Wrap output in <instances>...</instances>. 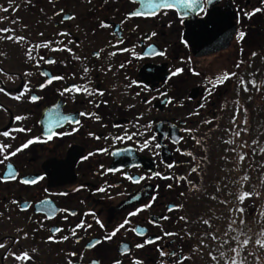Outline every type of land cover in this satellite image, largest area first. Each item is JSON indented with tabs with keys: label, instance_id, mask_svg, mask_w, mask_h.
<instances>
[{
	"label": "flooded vegetation",
	"instance_id": "flooded-vegetation-1",
	"mask_svg": "<svg viewBox=\"0 0 264 264\" xmlns=\"http://www.w3.org/2000/svg\"><path fill=\"white\" fill-rule=\"evenodd\" d=\"M230 3L234 7V14L237 5L247 11L262 6L259 0H220L217 6ZM8 4L9 0H0V6L8 7ZM135 7L136 5L130 3V0H107V3L105 0H91L90 3L89 0H54V3H49V0H12V8L8 12L0 11V28H12L15 35H23L32 43L47 39H64L66 43L67 39H72L76 43L70 47L76 55L82 58L81 61H72L71 56L66 52L51 53L46 49H41V55L45 58L54 56L57 63L41 64V69H36L31 64L25 63L23 48L9 41L0 40V52L7 53L6 57H0V69H3L0 73V87L15 90L22 84V80L16 77L21 76L26 70L32 71L33 76L25 79L31 81L36 94L44 97L37 104H30L27 100L17 102L0 93V105L9 109L8 112L0 110V130L13 126L11 115L17 114L26 115L28 119L22 122V126L32 129L30 133L16 134L17 138L14 141H7L2 137L0 141L11 142L13 147H16L25 139L42 134L41 121L45 125L54 124L57 119L64 116H71L81 121L79 131L72 136L54 137L46 144L31 145L11 160L20 176L25 177H35L52 172L53 164L59 165L60 167L51 178L46 176L44 181L34 186H25L17 182L0 183V214H2L0 215V241L7 242L12 251L28 250L33 259L25 264H67L69 259L73 260V264H90L92 260H99L100 264H112L114 259L122 260L123 264H130L131 257L142 259L144 264H159L160 257L155 251V245L136 249L135 244L148 237L162 234L160 227L149 223L150 218L159 219L162 215L169 216V220L160 221L163 229L179 233L178 237H165L158 241L166 252L175 250L184 256L191 255L192 258L184 261V264H213L202 256L201 250L191 252V249L198 246L199 238L207 232L200 225L201 218H204V211L198 207L197 195L206 190L201 186L204 181L210 183L213 188L215 181L219 180L216 175H219L220 171H215L214 168L215 160L219 156L223 157L226 162L227 169L224 172V178L230 183L228 188L234 190L233 184L240 183L239 176L236 177L237 170H235L238 164V154H245V152L238 146L226 142L222 148H217L213 143L216 139L230 140L231 116L225 108L231 97V79L218 86L213 94L208 96L205 90L208 78L219 76L222 73L215 71L214 66L208 63L205 65L203 60L236 48L239 49V56H243L242 58L248 57V53L256 52L260 56L261 64L264 56V52L262 53L264 49V11L257 13L250 20L241 16L239 23L234 18L236 33L246 32L244 40L238 42L240 47L237 48L238 43L236 44L237 40L234 38L232 45L226 50L197 57L192 54L189 46L181 43L184 24H180L171 12L168 15L148 19L133 18L121 24L124 15ZM60 8L64 9L65 14H74L76 18L72 21H65L63 24L59 23L61 16H54L53 13ZM100 21L110 24L111 27L100 29L98 27ZM59 31H67L71 33V36L57 37L56 33ZM153 32L156 35L150 40L147 39V36ZM40 33L43 35L41 36ZM121 37L124 43L118 47H134L135 52L142 56L141 59L134 58L129 52H117L112 57L107 55L109 51L114 50L108 47L109 42L116 43ZM152 44L155 45L157 51L166 50V56H143V53L148 51V45ZM100 48H104L105 51L101 54V58L97 59L92 53ZM84 57L87 59H83ZM189 58H191L190 62ZM61 59L65 60L67 66L59 62ZM127 60H131V64H127ZM122 63H125L124 68L119 67ZM244 63L245 61L240 63L239 78H243L247 84L248 72L253 71V66ZM109 64L112 66L111 70L106 71ZM84 66L89 67L90 72L87 77L81 79ZM177 67L184 68V72L168 80L170 71H174ZM189 69H194L200 75H193ZM41 70L53 75H64L66 80L54 82V85L40 91L36 86L45 79L40 75ZM227 71L229 72L228 69ZM8 76H12L13 79L9 80ZM131 80L148 84L152 91H141L136 86L127 88L126 85ZM253 80L260 85L261 90L255 91L258 99L264 104V84H261L264 81L263 68H257L253 74ZM67 84L87 85L92 90L99 88L103 90L104 95L88 97L77 94L73 102L70 98L58 95L57 88H62ZM238 88L239 92L243 90L239 81ZM136 92H140V95L137 96ZM161 93H166V95ZM202 97H207V99H202ZM145 98L150 100V103H144ZM169 98L171 103L168 102ZM90 99L94 100V103H88ZM243 101L245 102V99ZM201 103L205 105L204 108H198ZM96 104L99 106L97 107ZM261 107L262 105L256 108L257 112H261ZM222 109L224 110L222 127L215 128V118L220 116ZM194 111H198L199 115L190 117L189 113ZM80 112H95L101 119L97 121L93 118L80 117ZM137 116L142 117L141 124L148 121L153 123V131L162 145L158 158H154L147 151L139 152L132 141L126 144L120 142L113 144L111 140L103 139L105 136L120 134L122 129H127L129 132L135 131L133 125L136 123ZM205 119L212 120L213 123L205 125L202 123ZM114 125L120 127H114ZM72 127L77 126L65 123L63 128L56 130L69 131ZM184 128H191L194 131L188 134L182 131ZM219 131L223 132V136L219 135ZM89 132L95 133L101 139H94L88 135ZM166 133L177 137L183 136L184 139L180 144L172 145L170 141L164 139ZM192 136L199 139L201 144L197 145L191 138ZM176 147L191 151L197 158L196 161H191L190 157L177 153ZM99 148H109L110 152L125 148H130L131 151L127 153L122 151L120 155L112 156L97 152ZM232 148L236 151H231ZM90 152L95 154L86 160L81 159L83 156H88ZM161 160L176 161L177 165L169 170L163 163H160ZM198 162L200 164L198 171L190 173V167ZM135 164L141 167H132ZM230 165L236 166L235 174L233 170H230ZM240 165L239 163V168ZM111 167L123 168L134 176L142 175L149 169L161 171L165 175L174 173L177 176H187L188 180H191L200 191L192 190L187 181L176 183L175 180L153 179L141 184H132L123 179L118 172L101 174L104 169ZM0 171H3V166H0ZM241 171L244 172L242 167ZM170 183L173 184L172 189L166 187ZM107 184H115L117 187L108 189L106 193L95 191L99 187H106ZM157 184L159 185L157 202L150 209L132 217L130 225L125 226L126 229L138 226L145 231V236H137L132 231L121 229L112 240L105 241L92 249L85 247L90 241H103V237L121 223L129 211L147 202ZM81 185L84 187L81 188ZM45 188L53 194L63 192L67 195L47 196L44 192ZM76 188L80 190L73 191ZM181 192L185 195L181 196ZM46 196L51 204L44 207L42 213L35 212L34 207L40 206L38 202ZM137 196L138 200L133 199ZM13 200L21 203L27 201L33 205V208L20 212L18 207L12 203ZM172 204H182L183 208L169 213L166 208ZM56 209L72 210L77 215H69L65 220L63 217L67 213L57 212L53 219L46 220L45 215H53ZM92 210L105 224V229H100L91 216L84 217V213ZM181 215L188 218L187 224L179 220ZM81 218L91 223L93 227L87 232L82 229L77 230V235L81 237L79 243H76L74 238L60 244L45 243L50 235V229L55 227L64 229V232L57 233V237L69 235V229L74 227ZM38 222H43V227ZM17 229L27 232L28 239H21L19 244L13 247L10 238L22 235L17 232ZM187 232L192 233L190 238L186 236ZM124 245H128L131 249L127 256L120 255ZM32 248L38 251L33 254L30 251ZM73 251L82 254L83 258L81 259L79 255L77 257L67 255ZM4 255L5 250L0 249L2 264H20V262H15L11 256L2 259Z\"/></svg>",
	"mask_w": 264,
	"mask_h": 264
},
{
	"label": "snow or ice",
	"instance_id": "snow-or-ice-1",
	"mask_svg": "<svg viewBox=\"0 0 264 264\" xmlns=\"http://www.w3.org/2000/svg\"><path fill=\"white\" fill-rule=\"evenodd\" d=\"M91 0H89V3ZM261 7H254L251 11H247L243 8H240L237 5L236 11H235V19L236 22H240L241 16H243L246 19H251L253 16H255L257 13H260L264 11V0H259ZM49 3H54V0H49ZM105 3H107V0H105ZM130 3L133 5H136L134 9L127 12L124 15V19L121 20V24H125L127 21L132 20L133 18H142V19H148L151 17H156L159 15H168L169 12L173 14V16L177 17L178 22L180 24H184L185 18L189 15H197L200 17V23H202L205 26H208L210 23V20L205 19V17L209 16V10L207 6H211L214 3V0H130ZM12 8V0H9L8 7H2L0 6V11L8 12L9 9ZM43 11V10H41ZM54 16H61V20L59 23L63 24L65 21H72L76 17L74 14H65L64 9L60 8L58 11H55L53 13ZM51 19V18H50ZM15 23V21H13ZM138 26V25H137ZM26 27V26H25ZM98 27L100 29H108L111 27L110 24L100 21ZM215 25H213V28ZM42 36L43 33H40ZM113 35H116V33H113ZM156 33L153 32L149 36H147V39H151L153 36H155ZM57 37L61 38H67L71 36V33L67 31H59L56 33ZM246 36V32L244 31H238L235 34V38L237 42L243 41ZM0 40L9 41L14 45H19L21 48L24 49L23 56L25 59V63H29L32 65V67L36 69H41V64H47V65H53L57 63V60L54 56H48L45 58L44 55L40 54L41 49H46L51 53H68L71 56L72 61H81V57L76 55V53L73 51V48L70 47V45H73L76 43L72 39H67V42L65 43L64 39H47L41 42L32 43L30 40H28L23 35H15L14 29L12 28H0ZM124 41L121 38H119L116 43H112L111 41L108 44V47L111 49H114L113 51H109L107 55L109 57L115 56L117 52H129L134 58L141 59L142 56L135 52L134 47L133 48H127V47H118V45L123 44ZM181 43L185 46H188V41L181 40ZM105 51L104 48H100L98 51H94L92 55L96 57L97 59L101 58V54ZM35 53V54H34ZM148 55H158V56H166V50L157 51L155 47L152 45H148V51L143 53V56ZM252 57L257 56L256 52H252ZM7 53L0 52V57H6ZM83 59H87V57H84ZM189 58V62H190ZM61 64H64L65 66V60L61 59L59 61ZM185 62V61H182ZM127 64H131V60L126 61ZM240 63H243V61H240ZM111 64L107 66L106 71L111 70ZM120 68L125 67V63H122L119 65ZM236 67H239V63L236 64ZM189 71L196 76H199L200 73L196 72L194 69H189ZM3 72V69H0V73ZM83 75L81 76V79H84L87 77V75L90 72L89 67L84 66L82 69ZM184 72V68L177 67L174 71H170V74L168 76V80H170L172 77L179 76L181 73ZM40 75L44 77L45 79L40 82L36 87L38 90L43 91L47 89L50 85H54V82L57 81H65L66 77L64 75H53L50 74L48 71L41 70ZM75 75V73H73ZM33 72L32 71H24L21 76H18L16 78H19L22 80V84L17 87L15 90H7L4 87H0V93H3L4 95L8 96L10 99L15 100L17 102H22L24 100H27L30 104H37V102L41 101L44 97L41 95L36 94V92L33 91V88L31 86V81L28 79H25L26 77H32ZM236 76V73L234 72H228L225 71L219 76H213L211 78H208L207 85H206V92L208 96H211L213 92L216 90V88L220 85H222L225 81H228L231 79V77ZM9 80H12V76H8ZM240 86L242 87L243 91L247 92L249 89L247 87V84H251L252 88H254L256 91H260V85L257 84L255 80H249L247 84L242 78H238ZM165 83H167V80H165ZM261 84H264V81L261 82ZM133 86H136L141 89V91H152L151 88H149L148 84H144L143 82L137 81V80H131L126 87L132 88ZM58 95L60 97H66L70 98L75 101L77 94H82L84 96L88 97H94V96H103L104 92L103 90L97 88L95 90L90 89L87 85H80V84H67L66 86L62 88H57ZM162 95H166V93H161ZM136 95L139 96L140 92H136ZM202 99H207V97H202ZM169 103H171V99L168 100ZM88 103H94V100H88ZM106 103V102H104ZM144 103H150V100L147 98L144 99ZM98 107L99 104H96ZM183 106V105H181ZM204 104L201 103L198 105V108H204ZM131 107V105H130ZM0 110H3L5 112H8L9 109L4 107L3 105H0ZM246 111V110H245ZM239 112V109H237V113ZM199 115L198 111L190 112L189 116ZM80 117H86V118H93L97 121L101 119V117L95 113V112H80ZM28 117L26 115L17 114V115H11V123L13 126L7 127L3 130H0V137L4 138V140L7 141H14L16 140L18 133H30L32 131L31 128H27L22 126V122L27 120ZM136 123L133 125V127L136 129L135 131L129 132L127 129H122L120 134L112 135V136H105L103 139L105 141L111 140L114 144L115 142L120 143H127L128 141H132L136 146L137 150L139 152H145L147 151L150 153L154 158H158L160 156V150L162 149L161 143L157 140V135L153 131V123L151 121H148L144 124L140 123V120L142 117L137 116ZM234 125L236 122V115L234 114L231 121ZM42 126V134L40 136H33L30 138H27L24 140L23 143H21L19 146L13 147V144L11 142L5 143L3 141H0V166H3V171H0V183H10V182H17L21 185L25 186H34L38 185L41 181H44L46 179V176L48 178H51L53 174L57 171V169L60 167L59 165L53 164V170L52 172H48L46 174H41L35 177H25L20 176L19 172L14 168L13 163H11V160L13 157L17 156L18 153L23 152L25 149H28L31 145L34 144H46L49 141H52L54 137L62 138L64 136H72L74 133L79 131V126L81 125L80 119H73L71 116H64L60 119H57L54 124H48L45 125L43 121L40 122ZM67 123L69 125H76L77 127H72L69 131H57L56 129L63 128L64 124ZM205 125H210L213 123L212 120L205 119L202 121ZM243 123L246 125L247 120L245 119ZM114 127H120L119 125H114ZM175 127V126H173ZM141 129H143L141 131ZM183 132L191 134L194 130L191 128H184L182 129ZM241 131L246 132L247 128L240 129L239 131H236L234 133L235 136H239L241 134ZM89 136L93 137L94 139H101V137L96 136L95 133L89 132ZM197 145L201 144V141L197 139L195 136L191 137ZM164 139L166 141H170L172 145H178L180 142L184 139L183 136H174L171 133H166L164 136ZM226 143L232 144L233 140L225 141ZM256 141H253V144H256ZM247 143L241 145V147H247ZM111 147V145H110ZM228 149H226L227 151ZM231 151L235 152V148L230 149ZM130 152V148H125L122 150H116V151H109V148H99L97 149V152L100 153H107L112 156L120 155L121 152ZM175 151L179 153L182 156H187L191 158V161H196V157L193 155L191 151H184L180 147H176ZM259 151L261 153H264V148H260ZM256 149H252V154L255 155ZM95 153H88V156L81 157L82 160L88 159L89 156L94 155ZM245 154H238V160L237 163L242 164V162L246 158ZM191 161L189 163L191 164ZM160 163H163L165 167L169 170L176 167L177 162H165L163 160L160 161ZM132 167L140 168L141 165L135 164L132 165ZM264 167V166H262ZM101 168H103V165H101ZM200 168L199 162L196 163L195 166L190 167V173H196L198 169ZM120 173L121 177L128 182L132 184H141L145 181H151L153 179H159V180H175L176 183H179L181 181H187L189 185H191L192 190L200 191L195 184L192 183L191 180H188L187 176H177L174 173L171 175H165L161 171H156L153 169H149L142 175L134 176L129 174L127 171H125L123 168L118 167H111L104 169V171L101 173L102 175H105L107 173ZM241 179L245 182L249 180V176L247 174L243 175ZM261 184L264 185V179L261 180ZM81 188L84 187L83 185L80 186ZM117 187L115 184H107L106 187H99L95 191L98 193H106L108 189ZM167 188L172 189L173 184H167ZM158 189L159 185L154 186V192L152 195L148 197L147 202L140 204L139 207H134L133 210L129 211L127 215L123 218L122 222L117 224L115 227H113L112 231L110 233H107L103 237L102 240H95L94 242H88L85 247L88 249H92L96 247L97 245L102 244L105 241H110L117 235L118 232H120L121 229H125L126 231H132L137 236H145L146 233L144 230L137 227H130L126 229V225H130L131 218L137 216L141 212H144L148 209H150L153 204L157 202V195H158ZM79 188L73 189V191H79ZM219 191V189H218ZM44 192L47 194V196L51 195H67V193H50L49 189L45 188ZM181 196H184L185 193L181 192ZM260 195L259 191H245L243 190V184H241V188L238 191V194L236 195V205H234L231 209H229V212L231 213L229 217V223H228V229L230 231H236V228L233 226L236 225L240 227L241 229V235H244V239H239V237L236 236H229V232H224L222 235H218L215 230L206 232L203 237L199 238V244L196 248L191 249V252H198L200 250L201 246H207L205 244V240L207 238H210L212 241L217 242L220 244V246L224 245H230L231 241H236V247H231L230 250L233 253V256L228 257L224 259V264H245V261L243 259H238L240 257L241 251L246 248L250 243H253L254 245L258 246V248L264 249V225H260V232L259 237L253 240L251 237H247L246 233L243 232V226H245L246 221L244 219V201L246 199H249L251 197H258ZM47 196L40 200L38 204L40 206L34 207V211L37 213H42L44 207L51 204V201L47 198ZM212 200H216L217 197L215 195L210 197ZM133 199L138 200L139 197H133ZM13 204H15L20 212H26L29 208H33V205L28 203L27 201L21 203L20 201L13 200ZM220 203L227 204V201H220ZM183 208L182 204H172L170 206H167L166 210L169 213H172L174 211H177L179 209ZM57 212H65L67 215L63 217V219L67 220L68 216H75L77 213L72 210L68 209H56L53 212V215H45L46 220H50L54 218V215ZM2 215V214H0ZM84 217L91 216L94 220L95 224L99 226L100 229H105V224L101 221L97 213L92 210L88 211L83 214ZM260 217L264 219V212L260 213ZM9 219H11L9 217ZM162 220H169V216H160L159 219L150 218L149 223L153 224L156 227L161 228V235H156L153 237H148L146 239H143L142 242H138L135 244L136 249H144L147 245H155V251L158 253L160 259L159 264H184V261L190 260L192 257L191 255L184 256L182 253H177L175 250L172 251H165L163 247L160 246L158 241H161L165 237H178V232H171L163 229V226L160 224V221ZM180 221H184L185 224H187L188 218L186 216H179ZM201 222L203 225L207 226L208 229H212L213 225L211 223V219H204L201 218ZM40 223L41 227H43V222ZM259 224V222H258ZM93 225L91 223H87L84 218H81L80 221L71 229H69V235H61L57 237V233L64 232V229L61 227H55L50 229V235L47 237V240L45 243H54V244H60L64 241H68L70 238H74L76 243H79L81 237L77 235V230L82 229L83 231L87 232L89 229H91ZM106 231V230H105ZM18 233H22V235H18L16 237L10 238L11 244L14 247L15 245L19 244L21 239H28V233L24 232L23 229H17ZM187 237H191L192 233L187 232ZM0 249L5 250V255L2 259H7L9 256L12 257V259L15 262H20V264H25V262L32 261L33 256L30 254L28 250H20V251H12L9 244L5 241H0ZM31 253H36L38 250L36 248H32ZM131 252V249L128 247V245H124L122 250L120 251L121 256H127ZM251 254V253H250ZM69 257H77L78 255L82 259V254H78L77 252H69L67 254ZM209 257L212 261H215L216 264H219V261L217 259L216 255H213L211 251L208 253ZM221 258L225 257L224 252L219 253ZM167 258V259H166ZM0 264H2V260H0ZM67 264H73V260L69 259L67 261ZM90 264H100L99 260H92ZM112 264H123L122 260L120 259H114L112 261ZM130 264H144L143 260L138 257H131Z\"/></svg>",
	"mask_w": 264,
	"mask_h": 264
},
{
	"label": "rangeland",
	"instance_id": "rangeland-1",
	"mask_svg": "<svg viewBox=\"0 0 264 264\" xmlns=\"http://www.w3.org/2000/svg\"><path fill=\"white\" fill-rule=\"evenodd\" d=\"M238 42H236L237 44ZM240 44H237V48L240 47ZM264 52V49L262 51V53ZM264 55V54H263ZM243 56H239V49L233 48L228 52H223L219 55L213 56V57H208L205 58L204 64L207 65L210 64L211 66H214V70L220 73H223L225 71H227V69L234 73H236V76H233L231 78V87H232V93H234L236 96H239L237 103L235 102L234 109L233 112H231L230 116L231 119L230 121H232V117L235 114L236 115V122L235 125L232 123V132H231V140H233L234 142L232 143L233 145H236L239 147V149H241L242 151H244L247 155L245 160L242 162V164L240 165V168L238 166V164H236L237 168H235L236 171V177L239 176V180H240V184H236L235 186V195L234 197H236V195L238 194V191L241 188V184H243V190L245 191H259L260 195L258 197H251L249 199H246L244 201V208H245V213H244V219L246 221L245 226H243V232L246 233L247 237H251L253 240H255L256 238L259 237V232H260V225H264V219H262L260 217V213L264 212V185L261 184V180L264 179V153H261L259 151L260 147L264 148V109H260L261 112H257V110H254L255 114V122L252 119V115L250 116V118L247 115V110L244 111V105L242 104V100H247V106L248 107H253L254 106V100L253 97L255 96V89L252 88L251 85H248V91L245 92L243 90H241V92H239V88H238V81H239V77H238V72L240 68L236 67V64L239 63L240 61H244L245 58H242ZM239 61H238V59ZM245 64V63H244ZM260 64V56L257 55L255 57H252V63L251 65L253 66V71H251L253 74L256 72L257 68L259 67ZM235 69V70H234ZM234 70V71H233ZM243 79V78H242ZM240 93V95H239ZM258 98V96H257ZM229 106V105H228ZM237 109H239V112L237 113ZM228 113V111H227ZM226 113V115H227ZM260 113V115H259ZM248 117V130L246 132L241 131V134L237 137L234 135V133L236 131H239L240 129L243 128H247V126L243 123V121ZM257 115L262 117L261 118V122H260V132L258 131V121L257 120ZM256 127V128H255ZM249 128H252L251 130H249ZM254 128L256 130H254ZM253 141H256V144H253ZM247 143V147H241L242 144ZM220 144H224L223 140H221ZM259 146V148H258ZM252 149H256L255 155L252 154ZM259 157V159H258ZM226 163V162H225ZM241 167L243 168V173L241 171ZM234 168H232L234 174H235V170ZM220 174L219 176H216L217 179L221 180L224 184H225V178H224V172H225V168L221 170V168H219ZM247 174L249 176V180L247 182L243 181L241 179V177L243 175ZM222 186V185H221ZM237 190V191H236ZM222 192V190H221ZM219 192V195L217 196L216 200H212L211 204H215L219 207H223L226 204L224 203H220V201H227V199L224 197L225 193H221ZM213 196V195H212ZM207 201V200H206ZM236 199H235V203L234 205H236ZM232 205V207L234 206ZM231 207V208H232ZM230 208V209H231ZM210 209V208H209ZM208 209V211H209ZM207 211V213H208ZM223 213V220H224V225L222 227L221 232L219 233V235H222L224 232H229V236H236L239 237V239H244L245 236L241 235V229L240 227L234 225L233 227L236 228V231H230L228 229V223H229V217L231 215V213L229 212L228 207L226 206L225 210L222 212ZM208 218V217H207ZM217 219V216L215 217ZM211 219V223H212V218ZM259 222V224H258ZM200 225H202L204 230L212 231V229H208L207 226L203 225L202 223H200ZM209 240H211L209 238ZM212 241V240H211ZM206 243V242H205ZM208 245V244H206ZM231 247H236V241L233 240L231 241L230 245H224V246H220V244H218L215 241H212V244L209 248L201 246L200 249L203 250L205 249L207 252V256L204 257L206 260L212 262L211 258L209 257L208 253L209 251H211L213 253V255L217 256V259L219 261V264H224V259L233 256V253L231 252L230 248ZM222 248L223 251L220 249ZM220 252H224L226 255L224 258H221L219 253ZM251 253V254H250ZM238 259H243L245 261V264H264V249L258 248V246L254 245L253 243H250L246 248H244L241 251L240 257H238ZM207 262V261H205ZM213 264H216V262L214 261Z\"/></svg>",
	"mask_w": 264,
	"mask_h": 264
},
{
	"label": "water",
	"instance_id": "water-1",
	"mask_svg": "<svg viewBox=\"0 0 264 264\" xmlns=\"http://www.w3.org/2000/svg\"><path fill=\"white\" fill-rule=\"evenodd\" d=\"M209 11V16L205 17V19L210 20L208 26L200 23L196 15H189L190 19L186 21L188 25H186L185 38L196 54L207 53L228 46L234 33L232 25L230 30L225 29L226 24L223 17L216 12V8L211 5ZM213 25H215L214 28ZM221 30L224 34L226 32L225 38Z\"/></svg>",
	"mask_w": 264,
	"mask_h": 264
}]
</instances>
